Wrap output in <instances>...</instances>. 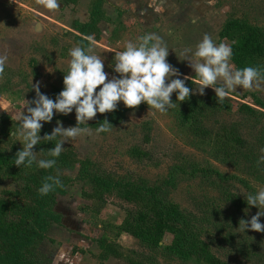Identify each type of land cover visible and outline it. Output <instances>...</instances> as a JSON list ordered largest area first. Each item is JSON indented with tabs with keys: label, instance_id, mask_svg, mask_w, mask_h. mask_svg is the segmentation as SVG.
Returning a JSON list of instances; mask_svg holds the SVG:
<instances>
[{
	"label": "rangeland",
	"instance_id": "obj_1",
	"mask_svg": "<svg viewBox=\"0 0 264 264\" xmlns=\"http://www.w3.org/2000/svg\"><path fill=\"white\" fill-rule=\"evenodd\" d=\"M96 3L0 0V137L7 138L1 149L38 163L0 176V200L14 212L8 219L56 214L36 249L43 264H196L171 254L170 234L153 253L121 230L131 192L141 188L188 215L229 264H264V151L255 168L223 164L177 117L179 91L188 88L198 98L221 96L232 108L223 120L238 121V106L248 105L264 126V79L241 75L230 58L232 42L221 36L230 19L264 29V0H105L101 37L66 88L78 51L73 23H87ZM105 102L125 113L99 131L90 125ZM4 121L12 124L3 128ZM144 122L153 130L146 146ZM134 147L152 159L137 160ZM44 177L64 194L46 187ZM98 178L122 186L104 190L102 200L84 197ZM224 191L243 205L220 200ZM206 214L219 217L202 224Z\"/></svg>",
	"mask_w": 264,
	"mask_h": 264
},
{
	"label": "trees",
	"instance_id": "obj_2",
	"mask_svg": "<svg viewBox=\"0 0 264 264\" xmlns=\"http://www.w3.org/2000/svg\"><path fill=\"white\" fill-rule=\"evenodd\" d=\"M105 0H97L87 23L74 22L72 36L78 51L75 57V65L66 83V88L73 84L78 76L82 65L87 59V53L94 41L101 37L99 23L101 21V4ZM222 38L232 42L230 58L237 71L244 76L264 79V29L253 25L246 20L230 19L222 29ZM189 84L187 87H190ZM61 92V91H60ZM59 94V93H58ZM179 98L182 102L181 109L177 115L180 125L186 128L188 134L198 144L208 148L212 156L230 166H239L241 163H249L255 168L259 154L264 151V126L260 125L261 114L248 105H239L238 113L240 119L227 122L221 114L227 113L232 108L221 96L209 98H198L191 95L187 89L179 91ZM59 97L48 100L47 103H55ZM125 110L112 102H105L102 106V113L97 121L90 126L93 129L103 131L109 126L118 122L124 115ZM263 116V114H262ZM7 122L3 128H6ZM17 128L11 129L13 132ZM152 125L144 122L141 125L142 144L149 145L152 141ZM259 133V134H258ZM253 137V141H252ZM0 137V176L21 175L24 171L37 168L38 163L31 155H25L17 150L7 151L1 149L5 143ZM258 142V143H257ZM260 146V148H258ZM131 154L137 160L152 159V154L146 149L134 147ZM207 174H218L216 171H206ZM102 177L106 179L103 175ZM1 180V177H0ZM46 187L58 190L64 194L63 189L50 181L49 178H42ZM97 179L91 193H83L88 199L102 200L104 190H110L115 186H122L115 183ZM112 184V183H111ZM43 195V193H41ZM37 195V196H42ZM134 196L133 205L125 209V219L121 226L123 232L139 239L148 250L154 253L160 241L166 234L173 237L171 254L176 253L184 261H193L196 264H229L219 257L213 245L203 240L202 232L194 225L193 220L185 215L175 205L164 206L147 197L141 188H135L131 192ZM45 197V195H43ZM220 200L230 201L234 205L242 206L243 200L221 193ZM32 210L33 207H30ZM14 212L7 209L4 201L0 200V264H43L36 261V249L44 239L50 227V220L56 218V214L49 212L36 214L32 222L24 219L25 215L15 214L19 217L18 222L8 219ZM201 219L202 224H211L212 220L218 219V215ZM46 218V219H45Z\"/></svg>",
	"mask_w": 264,
	"mask_h": 264
}]
</instances>
